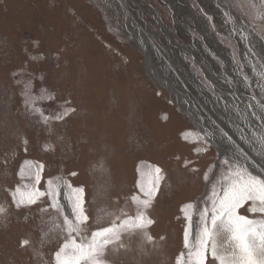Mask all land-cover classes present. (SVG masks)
Instances as JSON below:
<instances>
[{"label": "rangeland", "instance_id": "374dc122", "mask_svg": "<svg viewBox=\"0 0 264 264\" xmlns=\"http://www.w3.org/2000/svg\"><path fill=\"white\" fill-rule=\"evenodd\" d=\"M263 84L261 0H0V264H54L67 235L51 201L13 202L34 182L22 172L41 168L36 187L59 184L66 213L65 185L84 189L89 230L135 216L137 181L159 168L153 224L122 231L101 258L187 264L185 229L195 244L223 161L264 178ZM248 207L240 214L264 219Z\"/></svg>", "mask_w": 264, "mask_h": 264}, {"label": "snow or ice", "instance_id": "6c2138e0", "mask_svg": "<svg viewBox=\"0 0 264 264\" xmlns=\"http://www.w3.org/2000/svg\"><path fill=\"white\" fill-rule=\"evenodd\" d=\"M261 3H264V0H261ZM244 79L247 80V77ZM48 99L54 97L49 96ZM260 106L264 109V103ZM35 111L43 115L41 109ZM74 111L75 109H66L62 115L54 118L61 120ZM260 118L264 119V116ZM197 139H200L199 135ZM259 143L264 147V136L260 138ZM223 164L227 166V173L222 178L224 183L219 190L213 187L210 207L206 204L200 212L195 244L190 245L189 229H185L187 264H264V219H250L239 212L246 202H250L247 211L264 214V178L253 175L246 167H233L229 159H225ZM41 170L42 168L33 172L29 169L22 172V175L33 178L34 182L24 185L23 191L17 187L12 195L17 207L31 205L45 198L51 201L49 207L56 209L63 216L67 235L54 253V264H105L101 258L105 248L118 241L122 231L144 229L153 224L145 210L151 207L159 188L162 179L159 168L155 169V176L147 186L137 181L136 187L144 198L133 195L132 199L137 204L135 216H126L119 223L114 220L110 226L98 227L95 230H89V216L84 209V189L65 185V195L71 209L70 214L66 213L58 199L59 184L48 181L46 191L36 187L41 183ZM145 175L151 176L152 173L149 171ZM145 235L149 241L152 239L151 236ZM27 243L26 240L22 241L24 245Z\"/></svg>", "mask_w": 264, "mask_h": 264}, {"label": "bare ground", "instance_id": "6f19581e", "mask_svg": "<svg viewBox=\"0 0 264 264\" xmlns=\"http://www.w3.org/2000/svg\"><path fill=\"white\" fill-rule=\"evenodd\" d=\"M259 3H260V1H259ZM261 5V4H260ZM122 7H123V9H124V11L125 12H127V8H126V3L124 2V1H122ZM257 11V10H256ZM128 13V12H127ZM129 15V14H128ZM132 20V19H131ZM256 23V22H255ZM259 23V22H258ZM133 24V23H132ZM136 24V23H135ZM259 27V26H258ZM259 29V28H258ZM251 37V36H250ZM140 38H142V43H143V46L145 47V44H146V41H145V44H144V42H143V35L140 33ZM145 39V38H144ZM256 43V42H255ZM259 49V48H258ZM143 51H144V53L146 52V48H143ZM148 52V51H147ZM145 55H146V53H145ZM145 62H146V64H147V66L153 71V73H154V75L159 79V80H161L162 82H163V84H165L166 86H167V88L171 91V92H174V93H176L177 94V91L175 90V89H173L169 84H168V80L166 81L164 78H161L158 74L159 73H157V71L155 70V69H153V66L151 65V61L149 60V58L146 56L145 57ZM259 60V59H258ZM169 65V64H168ZM147 67V68H148ZM246 69V68H245ZM210 70V69H209ZM232 71V70H231ZM249 71V70H248ZM230 72V71H229ZM242 72V71H241ZM251 76V75H250ZM236 78V77H235ZM239 80V79H238ZM220 81V80H219ZM264 85V84H263ZM250 87V86H249ZM256 91V90H255ZM261 95V94H260ZM263 96V95H262ZM179 97V96H178ZM264 97V96H263ZM181 102H182V100H181ZM183 103V102H182ZM184 104V103H183ZM182 104V105H183ZM181 105V104H180ZM185 107H187V105L185 106ZM184 107V108H185ZM187 111L192 115V117L195 119V120H197V116L199 115V110L197 109V108H195L194 106H192V105H190L189 107H187ZM202 112V111H201ZM195 124V123H194ZM248 128V127H247ZM229 130V129H228ZM186 131V130H185ZM184 135V134H183ZM206 136V135H205ZM185 139V138H184ZM183 139V140H184ZM210 140H211V142L214 144V146H215V148H216V150L219 152V154L220 155H224L225 154V150H224V148L222 147V145H220V143L218 144L211 136H210ZM220 158V157H219ZM23 163V162H22ZM27 177V176H26ZM23 180H24V178H23ZM26 180V179H25ZM27 184V183H26ZM197 207V206H196ZM64 239V238H63ZM194 239H195V233H194V236H193V239H192V241H194Z\"/></svg>", "mask_w": 264, "mask_h": 264}, {"label": "water", "instance_id": "95a60500", "mask_svg": "<svg viewBox=\"0 0 264 264\" xmlns=\"http://www.w3.org/2000/svg\"><path fill=\"white\" fill-rule=\"evenodd\" d=\"M195 227H196V223L194 221H192L191 240L193 239V236H194V233H195Z\"/></svg>", "mask_w": 264, "mask_h": 264}]
</instances>
